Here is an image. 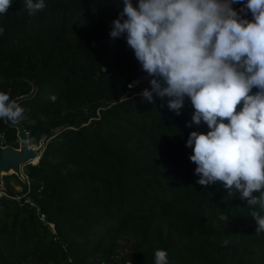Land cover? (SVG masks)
<instances>
[{
	"label": "trees",
	"instance_id": "16d2710c",
	"mask_svg": "<svg viewBox=\"0 0 264 264\" xmlns=\"http://www.w3.org/2000/svg\"><path fill=\"white\" fill-rule=\"evenodd\" d=\"M45 5L29 15L25 0H13L0 15V92L14 100L36 86L18 103V122L31 145L45 142L24 179L3 177L0 264H155L158 249L168 264H264L252 217L264 210L221 182L197 183L187 140L209 129L188 126L191 101L176 115L167 97L145 101L151 77L129 87L147 73L126 39L110 35L123 0ZM0 135L20 147L5 118Z\"/></svg>",
	"mask_w": 264,
	"mask_h": 264
},
{
	"label": "clouds",
	"instance_id": "9594fccd",
	"mask_svg": "<svg viewBox=\"0 0 264 264\" xmlns=\"http://www.w3.org/2000/svg\"><path fill=\"white\" fill-rule=\"evenodd\" d=\"M13 0H0V15ZM111 37L126 39L142 71L151 77L153 94L169 98L180 115L186 98L194 109L187 147L202 186L221 182L239 193L247 206L264 210V0H123ZM240 4L237 10L233 5ZM45 0H25L29 15L45 8ZM251 14V19L246 18ZM0 28V34L3 33ZM256 89L255 92L253 90ZM55 101L56 97H51ZM24 109L0 92V119L16 122ZM254 193H260L255 196ZM256 232H264V216L252 212ZM221 221L228 217L221 215ZM227 244V241H225ZM155 264H168V253L155 251Z\"/></svg>",
	"mask_w": 264,
	"mask_h": 264
},
{
	"label": "water",
	"instance_id": "95a60500",
	"mask_svg": "<svg viewBox=\"0 0 264 264\" xmlns=\"http://www.w3.org/2000/svg\"><path fill=\"white\" fill-rule=\"evenodd\" d=\"M36 86L33 91L25 96L14 99L17 104L23 100L34 96ZM7 125L18 129V137L20 139V147L15 148L11 145H4V137L0 135V184L3 185V177L8 174H16L19 178L24 179L23 168L30 163H37L42 155L45 142L41 140L39 146L31 145L29 141V132L23 124L16 121H10L5 118ZM0 187H2L0 185Z\"/></svg>",
	"mask_w": 264,
	"mask_h": 264
},
{
	"label": "rangeland",
	"instance_id": "374dc122",
	"mask_svg": "<svg viewBox=\"0 0 264 264\" xmlns=\"http://www.w3.org/2000/svg\"><path fill=\"white\" fill-rule=\"evenodd\" d=\"M85 22H86V18L82 17V18L79 19L77 25L81 26ZM149 80H150V78L148 77V75L142 76L139 79H137L136 85L137 86H146L149 83ZM0 185L3 187L2 184H0ZM2 187H0V190H1ZM18 190L20 191V188H17V191ZM1 194H3V191H0V195Z\"/></svg>",
	"mask_w": 264,
	"mask_h": 264
},
{
	"label": "built area",
	"instance_id": "2783aa9c",
	"mask_svg": "<svg viewBox=\"0 0 264 264\" xmlns=\"http://www.w3.org/2000/svg\"><path fill=\"white\" fill-rule=\"evenodd\" d=\"M136 82H137V81H135V82L129 84V87L132 88L133 86H136ZM41 219H42V220H45V215H44V214H41Z\"/></svg>",
	"mask_w": 264,
	"mask_h": 264
}]
</instances>
